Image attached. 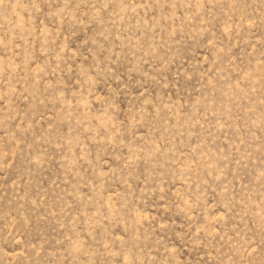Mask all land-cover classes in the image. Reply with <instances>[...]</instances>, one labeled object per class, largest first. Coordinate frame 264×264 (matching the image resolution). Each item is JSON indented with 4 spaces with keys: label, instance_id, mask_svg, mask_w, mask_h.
Here are the masks:
<instances>
[{
    "label": "rangeland",
    "instance_id": "obj_1",
    "mask_svg": "<svg viewBox=\"0 0 264 264\" xmlns=\"http://www.w3.org/2000/svg\"><path fill=\"white\" fill-rule=\"evenodd\" d=\"M0 264H264V0H0Z\"/></svg>",
    "mask_w": 264,
    "mask_h": 264
}]
</instances>
